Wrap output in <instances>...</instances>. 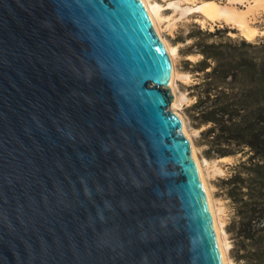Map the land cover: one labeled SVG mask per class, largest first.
I'll use <instances>...</instances> for the list:
<instances>
[{"label":"water","instance_id":"1","mask_svg":"<svg viewBox=\"0 0 264 264\" xmlns=\"http://www.w3.org/2000/svg\"><path fill=\"white\" fill-rule=\"evenodd\" d=\"M172 73L143 0H0V264H226Z\"/></svg>","mask_w":264,"mask_h":264},{"label":"trees","instance_id":"2","mask_svg":"<svg viewBox=\"0 0 264 264\" xmlns=\"http://www.w3.org/2000/svg\"><path fill=\"white\" fill-rule=\"evenodd\" d=\"M189 63L199 73L193 85V117L206 125L203 138L217 156L241 154L223 179L233 199L234 239L245 264H264V38L234 37L228 28L192 29Z\"/></svg>","mask_w":264,"mask_h":264},{"label":"rangeland","instance_id":"3","mask_svg":"<svg viewBox=\"0 0 264 264\" xmlns=\"http://www.w3.org/2000/svg\"><path fill=\"white\" fill-rule=\"evenodd\" d=\"M162 5L164 20L162 21V32L168 41L178 46L177 63L181 72L178 79V86L182 92L178 110L183 115L187 127L192 134L194 143L196 144L198 155L204 163L205 171L208 174V180L216 199L217 207L221 208L220 213L223 220L224 238L228 241V257L232 264H245L244 259H240V248L236 243L232 231V221L236 217V208L232 198L229 197L226 187L223 183L224 178H228L235 170L237 164L241 161V154L217 156L209 150V145L203 138V130L206 125H199L198 121L193 117L191 105L196 100L195 89L193 85L199 79L198 71L195 66L189 63V60L195 62L201 55L191 54L187 47L193 41L188 38L192 29L200 26L202 29L215 30L216 28H228L229 34L234 37H244L249 40L236 24L225 22V20L213 22L205 19L201 12H198L199 5L206 0H152ZM210 1V0H207ZM222 5L229 4L230 0H213ZM230 1V2H229ZM243 7L242 4H239ZM197 6V7H196ZM201 13V14H200ZM255 25L264 29V11L257 14ZM206 20V21H205ZM209 21V22H207ZM264 31V30H262ZM264 38V33L258 35L251 41ZM226 157V158H223Z\"/></svg>","mask_w":264,"mask_h":264},{"label":"bare ground","instance_id":"4","mask_svg":"<svg viewBox=\"0 0 264 264\" xmlns=\"http://www.w3.org/2000/svg\"><path fill=\"white\" fill-rule=\"evenodd\" d=\"M147 9L150 12V15L152 17V20L155 24V27L160 34L162 40L165 43V46L167 47L173 61V73L172 78L170 82V86L172 87L173 93H174V101L171 103V108L180 116V118L183 121V125L185 128V132L187 136L190 138L191 146L193 155L195 158V161L197 163L200 175L203 180V184L206 190V194L208 197V201L210 204V208L212 211V215L215 221V225L217 228V232L219 235V239L221 242V246L224 253V258L226 264H232L230 258L228 257V241L224 238V228H223V220L218 212L221 208L217 207L216 199L213 194L212 187L210 185V182L208 180V174L205 171L204 163L202 162L200 156L198 155V150L196 147V144L194 143V139L192 137V134L190 133L186 121L183 117V115L178 110V104H180V99L182 92L178 86V79L181 76V72L178 68L177 63V54H178V46L171 44L167 38L163 35V28H162V21L164 20L163 15V9L162 5L158 2H153L152 0H143ZM231 1V2H230ZM229 4L222 5L218 3L217 1H204L201 3L198 7V12L202 13V16H205V19H208L213 22L225 20V22L236 24L239 29L244 33V35L249 39L253 40L258 35L264 33V29H260L259 26H256L255 20L257 18L256 14L260 11H264V0H230ZM239 4H242L243 7H241ZM197 7V6H196ZM200 13V14H201ZM206 21V20H205ZM209 22V21H207ZM226 158V157H223Z\"/></svg>","mask_w":264,"mask_h":264},{"label":"crops","instance_id":"5","mask_svg":"<svg viewBox=\"0 0 264 264\" xmlns=\"http://www.w3.org/2000/svg\"><path fill=\"white\" fill-rule=\"evenodd\" d=\"M257 16V15H256ZM262 34H260V36H261Z\"/></svg>","mask_w":264,"mask_h":264}]
</instances>
